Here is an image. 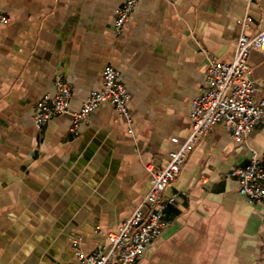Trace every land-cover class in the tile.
Returning a JSON list of instances; mask_svg holds the SVG:
<instances>
[{
	"label": "crops",
	"instance_id": "crops-1",
	"mask_svg": "<svg viewBox=\"0 0 264 264\" xmlns=\"http://www.w3.org/2000/svg\"><path fill=\"white\" fill-rule=\"evenodd\" d=\"M124 0H0V264H76L71 237L91 252L147 191L145 166L165 165L190 133L206 55L228 62L248 17L264 30V0H139L121 33ZM264 94V47L248 56ZM105 65L119 71L131 122L102 102L76 133L70 112L99 89ZM70 85L69 112L41 130L33 112ZM177 138V143L171 141ZM255 153L264 166V124L236 141L221 124L203 133L162 198L161 234L135 264H264V205L226 176Z\"/></svg>",
	"mask_w": 264,
	"mask_h": 264
},
{
	"label": "built area",
	"instance_id": "built-area-1",
	"mask_svg": "<svg viewBox=\"0 0 264 264\" xmlns=\"http://www.w3.org/2000/svg\"><path fill=\"white\" fill-rule=\"evenodd\" d=\"M138 2L124 0L116 8L113 25L116 33L122 32ZM7 20V15L0 11V23ZM239 24L240 32L230 61L206 55L205 86L192 100L189 113L191 130L187 138L168 152L165 165L148 163L145 166L148 175L146 193L133 201L132 212L119 225L109 230L95 229L103 238L96 249L87 253L80 247V238L71 237L76 264H135L166 226L162 213L165 207L175 201L176 196L163 199L162 192L176 179L188 152L203 133L215 124H221L233 139L242 141L256 125L264 124V94L255 100L260 86L252 79L248 64L250 51L264 47V30L246 33L247 16L240 19ZM54 84L55 94L43 95L34 107L33 123L37 130H41L53 116L69 112V83L58 74L54 77ZM127 101L128 92L120 81L119 71L111 65H105L101 72L100 88L89 91L81 107L70 112L71 131L76 133L79 125L102 102L114 105L130 124ZM171 141L178 142L176 137H172ZM226 176L237 180L239 194L264 205V166L255 153L250 155L246 164L233 167Z\"/></svg>",
	"mask_w": 264,
	"mask_h": 264
}]
</instances>
